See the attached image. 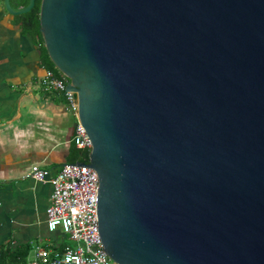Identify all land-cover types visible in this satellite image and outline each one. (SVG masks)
<instances>
[{
	"label": "water",
	"instance_id": "1",
	"mask_svg": "<svg viewBox=\"0 0 264 264\" xmlns=\"http://www.w3.org/2000/svg\"><path fill=\"white\" fill-rule=\"evenodd\" d=\"M40 32L93 144L110 258L264 264V0H42Z\"/></svg>",
	"mask_w": 264,
	"mask_h": 264
},
{
	"label": "crops",
	"instance_id": "2",
	"mask_svg": "<svg viewBox=\"0 0 264 264\" xmlns=\"http://www.w3.org/2000/svg\"><path fill=\"white\" fill-rule=\"evenodd\" d=\"M47 70L39 39L0 0V258L14 254L7 264H30L38 247L73 244L48 230L52 186L30 178L34 165L53 177L75 159L76 120L62 96L43 91Z\"/></svg>",
	"mask_w": 264,
	"mask_h": 264
},
{
	"label": "built area",
	"instance_id": "3",
	"mask_svg": "<svg viewBox=\"0 0 264 264\" xmlns=\"http://www.w3.org/2000/svg\"><path fill=\"white\" fill-rule=\"evenodd\" d=\"M41 85L45 93L62 96L75 117L73 143L80 157L64 165L53 177L37 165L31 168V179L49 182L52 186L47 209L48 230H61L73 245H66L62 250L38 247L30 264H118L110 258L99 234L100 180L89 166L93 144L80 122L75 91L67 92L68 78L58 69L57 72L48 69Z\"/></svg>",
	"mask_w": 264,
	"mask_h": 264
},
{
	"label": "trees",
	"instance_id": "4",
	"mask_svg": "<svg viewBox=\"0 0 264 264\" xmlns=\"http://www.w3.org/2000/svg\"><path fill=\"white\" fill-rule=\"evenodd\" d=\"M16 1H17L16 10L26 8L30 3V0H16ZM11 3H12V0H11ZM41 4H42V0H36V5L33 8V10L30 11L29 13L25 14V15L18 16V18L20 19V22L22 23L25 31L28 34H31V35H33L39 39L40 48L43 51V63L47 66V68L49 70H53V71L57 72L55 65L52 63V61L50 60V57L47 53L42 34L40 32ZM79 157H80V153H79L78 149L76 148L74 161L79 159ZM11 255H14V254L7 253V254L3 255L0 258V264H7L6 260L9 259L11 257ZM15 259H17V256L15 257Z\"/></svg>",
	"mask_w": 264,
	"mask_h": 264
},
{
	"label": "rangeland",
	"instance_id": "5",
	"mask_svg": "<svg viewBox=\"0 0 264 264\" xmlns=\"http://www.w3.org/2000/svg\"><path fill=\"white\" fill-rule=\"evenodd\" d=\"M73 245V244H72Z\"/></svg>",
	"mask_w": 264,
	"mask_h": 264
}]
</instances>
